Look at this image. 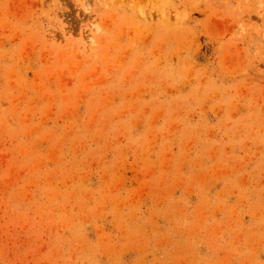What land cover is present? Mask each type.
Listing matches in <instances>:
<instances>
[{"label":"rangeland","instance_id":"rangeland-1","mask_svg":"<svg viewBox=\"0 0 264 264\" xmlns=\"http://www.w3.org/2000/svg\"><path fill=\"white\" fill-rule=\"evenodd\" d=\"M0 264H264V0H0Z\"/></svg>","mask_w":264,"mask_h":264}]
</instances>
